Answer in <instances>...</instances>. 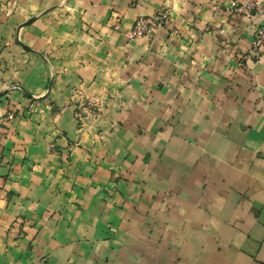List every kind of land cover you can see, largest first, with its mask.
Segmentation results:
<instances>
[{"label": "crops", "instance_id": "obj_1", "mask_svg": "<svg viewBox=\"0 0 264 264\" xmlns=\"http://www.w3.org/2000/svg\"><path fill=\"white\" fill-rule=\"evenodd\" d=\"M231 2L71 0L69 15L21 29L62 72L52 98L81 80L112 95L120 134L147 144L146 186L127 211L116 186L104 200L105 143L70 156L73 116L52 120L43 102L31 118L3 121L27 100L13 91L0 100V264H264V53L239 66L259 16L245 19ZM163 9L169 25L128 37L140 15ZM12 49L32 65L18 82L41 97L51 76L43 60Z\"/></svg>", "mask_w": 264, "mask_h": 264}, {"label": "rangeland", "instance_id": "obj_2", "mask_svg": "<svg viewBox=\"0 0 264 264\" xmlns=\"http://www.w3.org/2000/svg\"><path fill=\"white\" fill-rule=\"evenodd\" d=\"M248 2H257V7L259 3L264 6V0H232L230 7L233 13L245 19L252 18L257 14L259 16L258 23L251 29L250 41L245 53L238 62L239 66H243L244 61L247 59L259 60L264 53V15L258 8L245 12L244 5ZM45 3L46 0H0V27L4 25L11 30L15 25L13 33L6 34V31L0 30V86L5 85L0 88V100L9 101L12 99L10 94L15 90L21 91L27 97L24 105L19 108H9L3 115V121L10 122L18 116L31 118L33 113L37 111L39 103L42 102L44 104L42 109L46 108L47 114L52 120L61 117L65 111L69 110L73 116L76 129L75 139H71L68 142V146H66L69 155L71 156L79 149L97 153V145L104 142V155L105 160L108 162L106 165L108 175L107 181L101 183V186H105L104 191L107 192L106 197H103V199L105 200L107 196H113V189L116 186L122 196V200L118 202L121 204H117V206L121 207V209L125 208V211H127L129 209V201H135V197H139V189L144 185L146 186V183H143L145 179L141 177L148 160L146 153L147 144L145 141H129L127 135L120 134L119 125H122L124 121L121 119L115 121L108 117L109 98L112 97L109 92L104 94V92L92 88L89 90L85 81L81 80L75 84L67 83L69 85H66L65 88L64 86L58 88L60 90L59 96L53 98L50 96L56 81L55 78L57 75L62 74V72L60 73L52 66L51 50L40 51L31 47V51L27 50L21 45V42L24 44L25 42L20 37L21 29L34 24L37 20L49 17L56 11H61L60 13L65 15H69L72 11L69 7L71 0H60L57 3H49L47 5ZM163 10L168 13V23L166 25H169L171 13L168 9ZM33 17L35 19L32 22L25 24ZM111 28L114 31H118L120 29L119 22L116 21ZM12 35H14L13 38ZM15 45H19L23 51L30 53V56L33 55L43 60L47 73L51 75L46 92L41 97H35L18 82L19 75L27 72L28 67H32V65L31 60L28 58H26L23 65H20L21 60H19L17 52L12 49ZM23 67L26 69H23ZM254 86H256V83H252L251 87L253 88ZM126 97L127 95L119 102V106L125 107L122 102L129 100ZM61 132L59 131L58 133L57 131L59 137L63 135ZM138 133L140 135L144 134L145 127L141 126ZM64 137L66 136L64 135ZM105 137L107 140L101 141L106 139ZM54 141L55 138L49 144L51 152L57 150ZM162 200L165 202V192ZM110 228L113 230L111 233L117 230V226Z\"/></svg>", "mask_w": 264, "mask_h": 264}, {"label": "built area", "instance_id": "obj_3", "mask_svg": "<svg viewBox=\"0 0 264 264\" xmlns=\"http://www.w3.org/2000/svg\"><path fill=\"white\" fill-rule=\"evenodd\" d=\"M257 2H248L244 5V11L259 9L264 15V6L257 7ZM261 6V7H260ZM168 23V13L164 10H160L150 15H140L132 29L128 32L130 39L137 38H149L152 37L161 27Z\"/></svg>", "mask_w": 264, "mask_h": 264}, {"label": "water", "instance_id": "obj_4", "mask_svg": "<svg viewBox=\"0 0 264 264\" xmlns=\"http://www.w3.org/2000/svg\"><path fill=\"white\" fill-rule=\"evenodd\" d=\"M35 19V17H33L32 19H30L28 22H26L25 24H28V23H30V22H32L33 20ZM21 45L25 48V49H27V50H32L30 47H28L26 44H24V43H22L21 42Z\"/></svg>", "mask_w": 264, "mask_h": 264}]
</instances>
